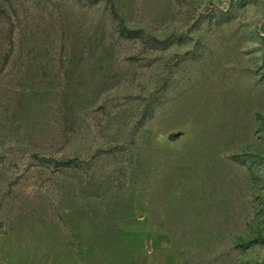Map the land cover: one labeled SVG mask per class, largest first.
I'll return each mask as SVG.
<instances>
[{
    "label": "rangeland",
    "instance_id": "obj_1",
    "mask_svg": "<svg viewBox=\"0 0 264 264\" xmlns=\"http://www.w3.org/2000/svg\"><path fill=\"white\" fill-rule=\"evenodd\" d=\"M0 264H264V0H0Z\"/></svg>",
    "mask_w": 264,
    "mask_h": 264
}]
</instances>
